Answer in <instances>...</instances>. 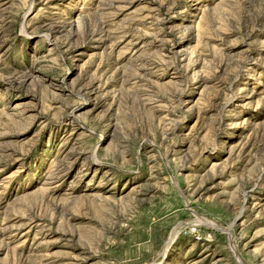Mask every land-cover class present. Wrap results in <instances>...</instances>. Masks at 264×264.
<instances>
[{"label":"rangeland","instance_id":"374dc122","mask_svg":"<svg viewBox=\"0 0 264 264\" xmlns=\"http://www.w3.org/2000/svg\"><path fill=\"white\" fill-rule=\"evenodd\" d=\"M0 264H264V0H0Z\"/></svg>","mask_w":264,"mask_h":264}]
</instances>
